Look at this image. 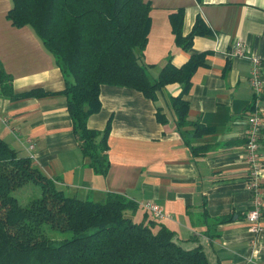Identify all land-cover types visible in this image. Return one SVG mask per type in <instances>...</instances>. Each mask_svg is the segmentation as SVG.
<instances>
[{"label":"crops","instance_id":"0c3cea01","mask_svg":"<svg viewBox=\"0 0 264 264\" xmlns=\"http://www.w3.org/2000/svg\"><path fill=\"white\" fill-rule=\"evenodd\" d=\"M147 1L150 26L143 60L152 65V79L168 58L180 66L192 55L203 56L183 96L188 124H177L171 105L181 92L177 82L163 85L154 99L134 88L102 85L101 107L87 125L98 131L108 125L109 166L105 174L95 173L73 134L61 93L65 80L55 58L30 26L17 27L7 18L12 0H0V68L10 76L13 94L51 93L11 98L0 89V138L29 156L67 195L126 196L137 204L131 214L135 221L164 224L182 247H201L208 264H264V227L254 237L244 222L251 199L243 160L246 116L255 111L263 122L264 193V0ZM179 9L183 36L192 32L197 18L208 29L194 35L188 49L175 41L170 22ZM237 42L246 55L229 54ZM249 55L261 58L259 97L248 80ZM146 201L157 204L164 218L146 211Z\"/></svg>","mask_w":264,"mask_h":264},{"label":"trees","instance_id":"16d2710c","mask_svg":"<svg viewBox=\"0 0 264 264\" xmlns=\"http://www.w3.org/2000/svg\"><path fill=\"white\" fill-rule=\"evenodd\" d=\"M150 8L147 0H12L7 13L13 25L30 26L55 58L65 80L61 93L73 134L98 174L109 166L108 125L98 131L88 127L87 119L101 107L102 85L134 88L154 99L163 85L177 82L181 92L171 98V105L177 124L189 123L183 96L203 56L192 55L180 66L168 58L152 79V65L143 60ZM170 22L183 49L194 35L208 30L197 18L192 32L183 36L180 9L170 15ZM9 79L0 68V89L11 98L51 94L32 89L15 95ZM157 117L161 119L158 111ZM28 182L38 185L40 193L22 205L14 192ZM136 208L134 201L114 192L99 200L65 194L29 156L0 138V264H208L201 247H182L164 224L135 221L131 214ZM45 226L71 236L49 238Z\"/></svg>","mask_w":264,"mask_h":264},{"label":"built area","instance_id":"2783aa9c","mask_svg":"<svg viewBox=\"0 0 264 264\" xmlns=\"http://www.w3.org/2000/svg\"><path fill=\"white\" fill-rule=\"evenodd\" d=\"M244 45L235 43L229 54L233 56H244ZM251 63L250 76L248 78L255 96L259 97L262 93V82L260 75L261 58L256 55L248 56ZM247 127L243 133V160L247 165L245 185L251 199L250 208L245 212L244 222L250 227L252 235L255 237L263 229L262 208L264 203V193L260 178L262 174V156L259 152L261 130L263 122L257 112L247 114ZM32 147V146H30ZM143 208L149 211L157 219L164 218L161 208L152 201L143 203Z\"/></svg>","mask_w":264,"mask_h":264},{"label":"rangeland","instance_id":"374dc122","mask_svg":"<svg viewBox=\"0 0 264 264\" xmlns=\"http://www.w3.org/2000/svg\"><path fill=\"white\" fill-rule=\"evenodd\" d=\"M40 188L33 182H28L21 188H18L14 194L18 198L20 204L24 205L28 200L39 196ZM45 235L49 238L60 240L71 236L69 231H59L50 228L49 226L44 227Z\"/></svg>","mask_w":264,"mask_h":264}]
</instances>
